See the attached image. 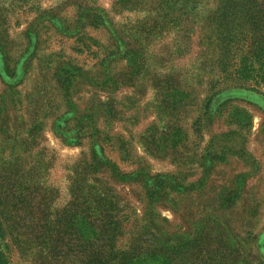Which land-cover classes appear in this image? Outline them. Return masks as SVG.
Segmentation results:
<instances>
[{"label": "rangeland", "instance_id": "1", "mask_svg": "<svg viewBox=\"0 0 264 264\" xmlns=\"http://www.w3.org/2000/svg\"><path fill=\"white\" fill-rule=\"evenodd\" d=\"M219 10L0 0L10 264H264V83L221 65Z\"/></svg>", "mask_w": 264, "mask_h": 264}, {"label": "trees", "instance_id": "2", "mask_svg": "<svg viewBox=\"0 0 264 264\" xmlns=\"http://www.w3.org/2000/svg\"><path fill=\"white\" fill-rule=\"evenodd\" d=\"M219 6L220 36L224 45L221 65L227 67L230 56H234L238 58L234 71L238 79L264 83V0H219ZM172 186L169 181L160 179L154 188L149 190L150 197H158L159 190H172ZM83 222L84 228L89 231L90 226L86 218ZM117 228V223L106 217L94 231H105L101 236L109 237L106 231H116ZM1 230L0 225V232ZM108 237L101 239V242L108 243ZM98 259L97 264H109V260L103 255L98 256ZM0 264H10L9 256L1 248Z\"/></svg>", "mask_w": 264, "mask_h": 264}]
</instances>
